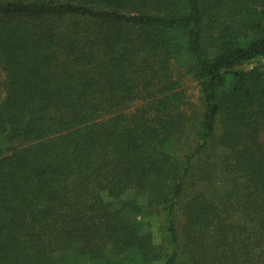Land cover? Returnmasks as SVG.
Listing matches in <instances>:
<instances>
[{"label":"trees","instance_id":"16d2710c","mask_svg":"<svg viewBox=\"0 0 264 264\" xmlns=\"http://www.w3.org/2000/svg\"><path fill=\"white\" fill-rule=\"evenodd\" d=\"M263 59L264 0H0V264H264Z\"/></svg>","mask_w":264,"mask_h":264},{"label":"rangeland","instance_id":"374dc122","mask_svg":"<svg viewBox=\"0 0 264 264\" xmlns=\"http://www.w3.org/2000/svg\"><path fill=\"white\" fill-rule=\"evenodd\" d=\"M263 64H264V59L262 60ZM186 88L189 90L188 93L192 99V101L196 102L197 100V93H196V89H195V83H193L192 81H188L186 82Z\"/></svg>","mask_w":264,"mask_h":264}]
</instances>
